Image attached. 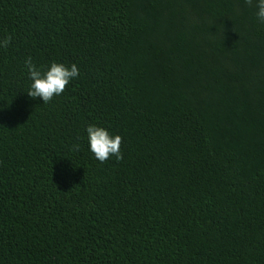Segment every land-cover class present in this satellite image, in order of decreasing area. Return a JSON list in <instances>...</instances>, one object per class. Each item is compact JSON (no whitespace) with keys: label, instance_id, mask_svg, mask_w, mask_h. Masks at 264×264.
I'll return each instance as SVG.
<instances>
[{"label":"trees","instance_id":"obj_1","mask_svg":"<svg viewBox=\"0 0 264 264\" xmlns=\"http://www.w3.org/2000/svg\"><path fill=\"white\" fill-rule=\"evenodd\" d=\"M255 0H0V264H264ZM79 75L47 103L24 61ZM121 137L89 152L85 128Z\"/></svg>","mask_w":264,"mask_h":264},{"label":"clouds","instance_id":"obj_2","mask_svg":"<svg viewBox=\"0 0 264 264\" xmlns=\"http://www.w3.org/2000/svg\"><path fill=\"white\" fill-rule=\"evenodd\" d=\"M245 3H252V0H245ZM256 18L264 23V0H255ZM9 38L0 41V48L6 47ZM28 77L31 81L26 92L28 97H39L43 103L50 101L53 96H59L69 82L79 75V69L76 64L65 66L55 61L51 62L46 70L41 71L31 57L24 61ZM88 150L95 159L101 163L114 157L117 161L122 159L120 151L121 137L118 134H112L107 128L96 124H89L85 128Z\"/></svg>","mask_w":264,"mask_h":264}]
</instances>
